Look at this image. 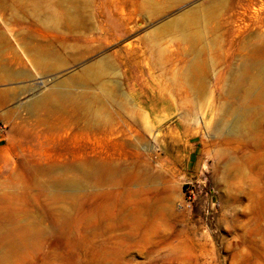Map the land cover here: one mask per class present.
Masks as SVG:
<instances>
[{
    "label": "rangeland",
    "instance_id": "374dc122",
    "mask_svg": "<svg viewBox=\"0 0 264 264\" xmlns=\"http://www.w3.org/2000/svg\"><path fill=\"white\" fill-rule=\"evenodd\" d=\"M65 5L91 16L68 65L0 81L71 94L0 104V264H264V0Z\"/></svg>",
    "mask_w": 264,
    "mask_h": 264
},
{
    "label": "bare ground",
    "instance_id": "6f19581e",
    "mask_svg": "<svg viewBox=\"0 0 264 264\" xmlns=\"http://www.w3.org/2000/svg\"><path fill=\"white\" fill-rule=\"evenodd\" d=\"M65 1L66 0H38V2L36 1V3L33 6L34 7L33 10L32 9H31V11L22 10L21 15L23 17H21V16L20 17L21 18L25 17L29 20L30 24L34 27V29L31 31L25 30L24 28L18 29V28H11L8 26L7 27L5 26V29H4L2 27V24L0 25V81L8 80L10 78L18 79L21 77L22 78L25 77L29 81H31L32 80L31 79L32 74L28 68V63L32 64V66L40 67L41 63L43 64V61L44 62L46 61L44 63L46 70L45 69H43V70H45L46 72H49V73L52 71L59 70L60 68L66 67L68 65V62L66 61L65 57L70 55V53H72V51H74V49H73L74 46L70 45L71 43L69 44L68 41L75 40L77 28H80V27L82 28V26L85 24L84 22L87 21L88 19H90L91 16H90V18H88V15L86 13L82 12L78 8V5L75 7H73V6L67 7L65 5ZM3 13H0V17L2 19H4V16H5V14H3ZM185 18H184V20H182L183 26H186L188 24V19L187 18L185 19ZM15 44L17 46H15ZM21 52L24 55H26V58L28 57L27 62L26 61L23 62L24 60L22 61V59H21L22 57L19 56V54ZM108 59L109 58L107 57L106 58L107 63H105L103 61H99L98 66L103 67V65H106L109 67L110 63H109ZM190 65H192V63H190ZM190 65H189V67H190ZM205 65H206V63H205ZM93 70H94L95 76H97V73L102 71V69H98L96 67L93 68V65H90V66H87L86 68H84L82 70V72H80V73L82 76H84V78L85 77H91L92 78V77H94ZM197 71H198V69H197ZM74 75H76V74H73V76ZM198 76H199V74H198ZM71 78H73V77H71ZM48 83L51 85L49 87H47V89H49L51 93L56 94V93H59L62 91L63 92L62 97H64L65 100L67 99L68 95L70 94V92L68 93V91L67 92L65 91V89L67 87V85H66L67 82L65 80H58L57 81V77H55V75H53L49 79H46V80L42 79L37 83L30 82L28 84H23L21 86L19 85L17 88H14V89H12L13 87H11L12 90L0 88V104L9 98H12L15 101L14 102V110L15 111L21 110V109L22 110L23 109H27V110L33 109L34 107L36 108L37 106L44 104L45 101L47 100V96H43L42 94H41L42 96L39 95L38 91L45 88L48 85ZM172 86H174V85H172ZM197 90H199V89H197ZM11 91H12V94H10ZM197 92H199V91H197ZM106 94H107V97L109 98V93L106 92ZM20 95H23V96L19 98ZM59 98H60V95H59ZM71 98H72V96H71ZM71 98L69 97V99H71ZM85 98H86V96H85ZM65 100H63V101H65ZM49 101H47V102L49 103ZM73 102H74V100H73ZM59 103H61V102L59 101ZM83 103L78 107V110L83 111V112L91 111V110H89L90 108L84 106L85 104H83ZM51 104H53V103L51 102ZM64 109H65V106H64ZM65 110H63V111H65ZM71 112H73V114H75L74 111H71ZM95 113H96V111H95ZM116 114H118V113H116ZM93 116H94V114H93ZM104 119L108 120L105 117H104ZM97 123L98 122H96L95 124H97Z\"/></svg>",
    "mask_w": 264,
    "mask_h": 264
}]
</instances>
